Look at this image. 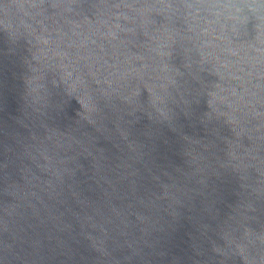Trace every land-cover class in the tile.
Here are the masks:
<instances>
[{
    "label": "water",
    "instance_id": "water-1",
    "mask_svg": "<svg viewBox=\"0 0 264 264\" xmlns=\"http://www.w3.org/2000/svg\"><path fill=\"white\" fill-rule=\"evenodd\" d=\"M261 18L0 0V264H264Z\"/></svg>",
    "mask_w": 264,
    "mask_h": 264
},
{
    "label": "clouds",
    "instance_id": "clouds-1",
    "mask_svg": "<svg viewBox=\"0 0 264 264\" xmlns=\"http://www.w3.org/2000/svg\"><path fill=\"white\" fill-rule=\"evenodd\" d=\"M253 3H255V0H253ZM250 6V5H248ZM261 23L264 24V18H261Z\"/></svg>",
    "mask_w": 264,
    "mask_h": 264
}]
</instances>
